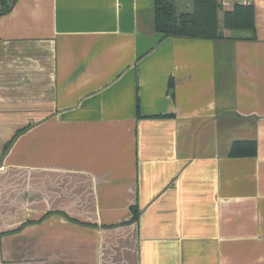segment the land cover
<instances>
[{
    "label": "crops",
    "instance_id": "obj_1",
    "mask_svg": "<svg viewBox=\"0 0 264 264\" xmlns=\"http://www.w3.org/2000/svg\"><path fill=\"white\" fill-rule=\"evenodd\" d=\"M9 5L0 264H264V0L254 41L224 10L193 40L156 33L152 0Z\"/></svg>",
    "mask_w": 264,
    "mask_h": 264
},
{
    "label": "trees",
    "instance_id": "obj_2",
    "mask_svg": "<svg viewBox=\"0 0 264 264\" xmlns=\"http://www.w3.org/2000/svg\"><path fill=\"white\" fill-rule=\"evenodd\" d=\"M154 4V29L162 38L214 40L220 31L218 12L221 11L215 0H193L191 13H177L172 0H152ZM10 9L9 0H0V15ZM222 29L233 32L235 40L254 41V7L253 5L234 4L224 10ZM136 113L140 116L138 100ZM19 131L5 146L7 151L15 139L23 132ZM256 144L250 141L234 142L229 151V157H254ZM133 220L137 212L132 209Z\"/></svg>",
    "mask_w": 264,
    "mask_h": 264
},
{
    "label": "built area",
    "instance_id": "obj_3",
    "mask_svg": "<svg viewBox=\"0 0 264 264\" xmlns=\"http://www.w3.org/2000/svg\"><path fill=\"white\" fill-rule=\"evenodd\" d=\"M220 10L230 9L234 4L251 5L253 0H215Z\"/></svg>",
    "mask_w": 264,
    "mask_h": 264
},
{
    "label": "rangeland",
    "instance_id": "obj_4",
    "mask_svg": "<svg viewBox=\"0 0 264 264\" xmlns=\"http://www.w3.org/2000/svg\"><path fill=\"white\" fill-rule=\"evenodd\" d=\"M191 3V0H183V3H182V7L181 8H184V10H186V4L187 3ZM192 10H193V7H188L187 8V12H189V13H191L192 12ZM177 13H179L180 11H176Z\"/></svg>",
    "mask_w": 264,
    "mask_h": 264
},
{
    "label": "water",
    "instance_id": "obj_5",
    "mask_svg": "<svg viewBox=\"0 0 264 264\" xmlns=\"http://www.w3.org/2000/svg\"><path fill=\"white\" fill-rule=\"evenodd\" d=\"M223 37V33H222V31H219L218 32V38H222Z\"/></svg>",
    "mask_w": 264,
    "mask_h": 264
}]
</instances>
